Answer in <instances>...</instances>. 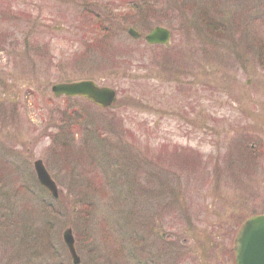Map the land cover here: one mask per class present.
Segmentation results:
<instances>
[{"label": "rangeland", "instance_id": "rangeland-1", "mask_svg": "<svg viewBox=\"0 0 264 264\" xmlns=\"http://www.w3.org/2000/svg\"><path fill=\"white\" fill-rule=\"evenodd\" d=\"M263 40L264 0H0V264H72L67 228L79 264H234L264 213ZM79 79L117 101L54 95Z\"/></svg>", "mask_w": 264, "mask_h": 264}, {"label": "water", "instance_id": "water-1", "mask_svg": "<svg viewBox=\"0 0 264 264\" xmlns=\"http://www.w3.org/2000/svg\"><path fill=\"white\" fill-rule=\"evenodd\" d=\"M128 33L133 38H140L142 35L134 27H130ZM171 35L170 29L156 26L145 35V40L149 44L167 45L171 40ZM52 91L58 98L83 96L102 107L110 106L117 100V93L113 87L100 85L93 79L58 82L52 86ZM34 166L40 184L50 191L54 198H58V185L43 161H35ZM63 238L70 250L74 264L80 263L71 228L64 230ZM235 250L237 264H264V213L252 215L243 223L236 238Z\"/></svg>", "mask_w": 264, "mask_h": 264}, {"label": "trees", "instance_id": "trees-1", "mask_svg": "<svg viewBox=\"0 0 264 264\" xmlns=\"http://www.w3.org/2000/svg\"><path fill=\"white\" fill-rule=\"evenodd\" d=\"M145 3V2H144ZM140 4V7L137 5V6H130L131 8V10H129V11H131L132 13H134L135 12V14H140L145 20H146V18H147V13H144V11H147V8H148V6L149 5H147V4ZM184 5H185V3H183ZM153 7H154V5H153ZM146 8V9H145ZM144 10V11H141V10ZM205 14H207V13H205ZM208 15V14H207ZM122 16H125L126 17V15H117L116 17H122ZM147 22H149V19H147ZM200 25H201V27H202V30H204V31H206L208 34V36H206V37H203V38H209L210 37V40H213L214 39V37L213 38H211L212 37V34L213 33H217L218 34V32H222V34L224 35L225 34V32H226V28H227V25H226V23L224 24V25H221L220 23H216L214 20H213V18H209L208 16H205L204 17V19L202 20V21H200ZM101 32V31H100ZM109 32V31H108ZM107 34V33H106ZM106 36V35H105ZM104 36V37H105ZM106 38V37H105ZM211 44H212V46H214V43L213 42H211ZM258 46H260V50H261V53H262V56H261V61L263 62V64H264V40L260 43V45H259V43H258ZM66 100H68V101H70L71 99H66ZM70 107L69 108H73L72 107V105L70 104L69 105ZM77 113H69V114H66V116L68 115L71 119H74L75 120V123H78L76 120H79V119H82V117H83V115H81V114H79V115H76ZM71 121V120H70ZM71 123H73L72 121H71ZM70 139V138H69ZM73 139V138H72ZM133 182V181H132ZM131 187H132V190L131 191H134L133 190V187H134V185H133V183H131V185H130ZM123 188H125V187H123ZM84 193V196L82 197L86 202H88V205H89V202L91 201V200H93L91 197V195H89V193L88 192H83ZM120 195V196H119ZM118 195V202L120 203L122 200H126V199H128L129 197L128 196H126V197H122L121 196V194H119ZM132 195V194H131ZM61 192H60V199H61ZM137 200V199H136ZM89 207V209H90V207H92V206H88ZM49 210V209H48ZM50 210H54V209H50ZM49 210V211H50ZM60 215V214H59ZM89 215H91V213H89ZM128 220V219H127ZM126 220V221H127Z\"/></svg>", "mask_w": 264, "mask_h": 264}, {"label": "flooded vegetation", "instance_id": "flooded-vegetation-1", "mask_svg": "<svg viewBox=\"0 0 264 264\" xmlns=\"http://www.w3.org/2000/svg\"><path fill=\"white\" fill-rule=\"evenodd\" d=\"M235 247V246H234ZM233 254H234V264H236L235 262V249L233 248ZM232 255V254H231ZM82 260V259H81Z\"/></svg>", "mask_w": 264, "mask_h": 264}]
</instances>
